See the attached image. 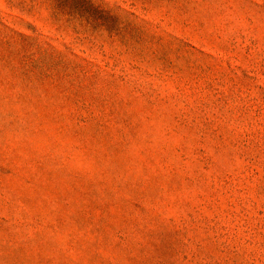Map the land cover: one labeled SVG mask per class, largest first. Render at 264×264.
<instances>
[{
  "label": "rangeland",
  "instance_id": "1",
  "mask_svg": "<svg viewBox=\"0 0 264 264\" xmlns=\"http://www.w3.org/2000/svg\"><path fill=\"white\" fill-rule=\"evenodd\" d=\"M0 264H264V0H0Z\"/></svg>",
  "mask_w": 264,
  "mask_h": 264
}]
</instances>
